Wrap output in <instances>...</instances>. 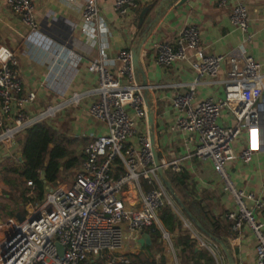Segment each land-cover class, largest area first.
<instances>
[{
  "label": "built area",
  "instance_id": "2783aa9c",
  "mask_svg": "<svg viewBox=\"0 0 264 264\" xmlns=\"http://www.w3.org/2000/svg\"><path fill=\"white\" fill-rule=\"evenodd\" d=\"M83 1L81 33L95 47L105 25L99 17L96 0ZM106 1L111 2L113 12L120 18L138 9V0ZM5 2L30 32L37 31L30 0ZM216 4L229 11V21L241 37L240 49L236 52L219 56L205 54L195 26L183 27L171 43H155L152 51L156 65L162 69L192 58L190 67L195 76L187 84V90L172 99L176 112L172 129L196 136L193 156L211 163L224 192L233 201L235 208L225 214V219L232 222L234 231L243 226L250 230L256 242L255 264H264V223L255 217L256 213L264 215V188L260 196L236 188L225 167L235 159L232 145L241 129L254 133L257 138L264 105L256 101L264 91V73L255 59L245 54V46L252 43L246 7L234 0H216ZM97 49V57L88 66V72L97 77L93 91L96 101L88 112L106 130L85 146L84 160L70 184L57 182L47 187L39 205L25 206L26 214L21 222L5 226L0 238V264H92L97 258H102L105 264H130L127 257L118 254L124 244L122 226L130 233L158 230L170 244L168 234L157 224V217L164 208L173 209L174 200L154 166L149 134L140 133L136 128L137 121L146 122V111L143 88L135 81L131 53L128 50L119 53L118 72L113 75L105 66V50ZM59 56L54 53L52 70L64 67L58 64ZM223 64L228 69L225 77L218 80ZM216 83L223 87V100L212 97L196 100L197 86ZM80 97L75 94L70 102L76 103ZM34 100L33 93L23 94L18 61L9 50L0 47V144H10L17 135L53 119L59 111V106L31 116L13 111V105L20 108ZM224 109L236 121L235 127L217 125ZM251 154V148H246L239 158L248 163ZM160 164L170 173L180 171L179 161H160ZM185 226L190 228L189 224ZM57 245L62 248L61 255ZM200 245L205 247L202 242ZM216 249V246L210 248L214 257Z\"/></svg>",
  "mask_w": 264,
  "mask_h": 264
},
{
  "label": "crops",
  "instance_id": "0c3cea01",
  "mask_svg": "<svg viewBox=\"0 0 264 264\" xmlns=\"http://www.w3.org/2000/svg\"><path fill=\"white\" fill-rule=\"evenodd\" d=\"M30 1L34 6L38 25L35 32H30L19 17L9 10L5 0H0V47L9 50L18 61L23 94L35 95V100L30 104L20 108L13 105V111H23L31 116L43 112L48 107L59 106L56 116L45 120L43 124L54 128L70 140L68 150L73 157L81 160L72 170L65 171L60 168L58 179L53 184L66 181L69 172L73 176L69 179L70 183L84 160L85 146L106 130L105 126L93 119L88 112L91 104L96 101L93 91L97 87V77L88 72L89 63L97 57V47H101L105 50L107 70L116 75L119 53L122 50L131 53L144 30V24L139 26L141 13L150 8L144 14L143 21L147 18L153 19V8L160 0H138V9L126 18H120L113 12L111 2L96 0L98 14L104 22L105 30L97 39L95 47H91L81 33L83 0ZM234 3L243 4L247 10L252 43L245 46V54L253 57L264 73V0H234ZM185 26H195L198 29L200 47L207 55H229L240 49L241 37L229 21V11L218 7L216 0H187L178 8L173 5L161 16L139 53V64L150 88L148 98L154 113L153 130L158 157L160 161L167 163L179 161L180 171L170 173L184 182L182 186L174 189L176 195L198 222V218L206 216L219 224L228 236L226 245L231 250L235 264H255L256 242L250 230L246 226L238 231L232 229V222L225 219V214L235 208L231 197L224 192L211 163L193 156L197 145L196 136L172 129L176 118L172 99L175 94L185 92L187 84L195 76L190 67L192 58L162 69L155 63L152 46L158 42H173ZM54 53L60 55L58 64L64 65L63 68L58 66L52 70ZM227 69V65L221 66L218 80L225 77ZM75 94L81 95L80 99L76 103L70 102ZM208 97L223 100L225 95L222 85L216 83L197 86L196 100ZM256 102L264 105V91ZM216 123L225 128L236 126V121L227 109L220 112ZM136 128L140 133H148L149 130L147 121H137ZM24 133L17 135L10 144H0V173L10 170L9 172L19 176L12 170L19 172L22 168L20 160ZM130 141L133 143V140ZM246 148H251L252 154L249 162L243 163L239 156ZM232 150L235 159L227 162L225 166L231 182L244 192L260 196L264 188V113L260 115L257 138L254 133L241 129ZM167 178L170 182V178ZM21 180L26 182L22 178ZM47 187L49 185H46L45 189ZM4 198L8 199V196ZM0 202L5 205L4 201ZM6 203L8 204V200ZM175 206L176 209L170 208L178 218V226L173 231L168 232L162 226V211L157 217V224L169 236L168 246H165L151 229L130 233L122 226L124 244L118 254L129 260L131 256L143 255L148 262L157 263H160L158 260L161 258L164 264H227L219 246L198 231L176 203ZM255 217L258 222L264 223L262 213H256ZM16 221L15 216L11 220L0 221V230ZM186 224H189L190 228H187ZM142 235L149 237V245L141 246L138 243ZM181 239L191 242L193 252L185 248ZM201 242L205 247H201ZM151 245L150 251L144 250L145 246ZM215 246L216 257L210 251V248ZM92 264L105 263L102 258H97Z\"/></svg>",
  "mask_w": 264,
  "mask_h": 264
},
{
  "label": "trees",
  "instance_id": "16d2710c",
  "mask_svg": "<svg viewBox=\"0 0 264 264\" xmlns=\"http://www.w3.org/2000/svg\"><path fill=\"white\" fill-rule=\"evenodd\" d=\"M70 145V140L59 134L54 128L43 123L34 125L25 131L22 146V168L19 172L16 170H12V172L18 173L19 177L24 181L31 183L36 190L38 202L43 200L45 186H51L58 179L60 168L69 171L80 164L81 160L73 157L68 150ZM42 172L43 180L41 178ZM168 177L173 189L182 186L184 183L175 174H170ZM160 220L162 226L168 232L173 231L178 226V218L169 207L162 210ZM198 220L208 234L227 244L228 236L224 234L217 222L210 220L206 216L200 217ZM153 233L161 240V234L158 230H154ZM181 242L186 249L193 252L192 244L188 239H181ZM151 247L152 245L145 246L144 250L150 251ZM158 262L164 264L161 258ZM160 263L148 262L143 255L130 257V264Z\"/></svg>",
  "mask_w": 264,
  "mask_h": 264
},
{
  "label": "water",
  "instance_id": "95a60500",
  "mask_svg": "<svg viewBox=\"0 0 264 264\" xmlns=\"http://www.w3.org/2000/svg\"><path fill=\"white\" fill-rule=\"evenodd\" d=\"M186 2H187V0H160V1H158L157 6H155L153 8V14L155 15L154 18L153 19L147 18L145 21H143V16L150 8H146L143 10V12L140 15L139 26L144 24L145 27H144L143 32L141 33L138 44L131 51V62H132L133 70H134L135 81L140 87L143 88V98H144L145 111H146V121H147L148 129H149L148 134H149V138H150V143L152 146L153 162H154V166L156 167V170H157V173H158V176H159L161 182L163 183L166 191L169 193L171 198L180 207V209L183 210V212L186 214V216L192 222V224L195 226V228L198 231H200L201 233H203L204 235H206L210 240H212L214 243H216L219 246L221 252L223 253V255L226 258L227 264H235L234 257L232 256L231 250L228 247V245H226L221 240L214 238L213 236L208 234L203 229V227L200 225V223L196 220V218H194V216H192L188 212V208L178 198V196L176 195L172 185L168 181L167 177L170 174V170L169 169H163L161 167L160 160H159L158 153H157L156 146H155V141H154V130H153L154 113H153V110L151 109L150 100L148 98V87L149 86L147 85L146 78H145L144 73H143V71L140 67V64H139L140 50H141L142 46L145 44L148 37L150 36L154 26L160 20L161 16L173 5H175V7L178 8ZM20 162H22V160H20ZM41 178H42V180L44 178L43 172L41 173ZM15 217H16L18 222H21L23 220V218L20 216L19 213H17L15 215ZM3 235H4V230H0V238H2ZM138 243L141 246H143L144 244L149 245V237L147 235H142L141 238L138 240ZM57 248H58V251L61 255L62 254V248L58 245H57Z\"/></svg>",
  "mask_w": 264,
  "mask_h": 264
},
{
  "label": "rangeland",
  "instance_id": "374dc122",
  "mask_svg": "<svg viewBox=\"0 0 264 264\" xmlns=\"http://www.w3.org/2000/svg\"><path fill=\"white\" fill-rule=\"evenodd\" d=\"M9 171L4 170L0 173V200L5 202V205L0 202V221L11 220L16 213H19L20 216L24 218L26 214L25 206L27 204H31V206L34 207V205H39L40 203L37 201V193L34 187L31 184L23 182L19 176ZM71 174L70 172L68 173L67 180L63 181V183L67 185L70 184L68 183L69 179L73 177ZM4 196H8V199H5ZM7 200L8 204L6 203ZM172 205L173 208L176 209L175 202L174 204L172 203ZM161 240L164 242L165 246H168V242L163 240L162 236Z\"/></svg>",
  "mask_w": 264,
  "mask_h": 264
}]
</instances>
